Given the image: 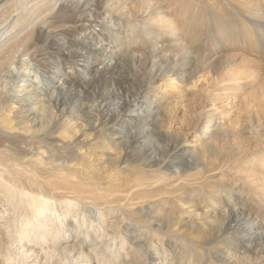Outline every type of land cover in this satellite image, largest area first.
Masks as SVG:
<instances>
[{
	"label": "rangeland",
	"instance_id": "obj_1",
	"mask_svg": "<svg viewBox=\"0 0 264 264\" xmlns=\"http://www.w3.org/2000/svg\"><path fill=\"white\" fill-rule=\"evenodd\" d=\"M6 2L0 0V8ZM116 4L118 6H114L112 15L103 14L99 19L91 17V21L72 26L59 24L54 32L49 24L59 16L61 6L54 5V0H32L28 4L33 12L42 5L44 8L35 13L36 18L30 21L31 24L23 22L18 31L25 34L44 17L42 24H36L30 30L34 34L36 28L44 27L46 38L38 48L41 53L35 57L33 68L50 88H62L60 108L52 110L57 121L51 124L53 128L49 125L51 128L48 126L44 131L46 134L49 132L47 135L55 143L45 138L48 136L43 132V138L40 136L43 140L37 141L40 145L35 143L34 149L37 155H45L47 151L57 154L58 160L62 157L59 161L64 162V166L58 168L62 170H44L34 163L35 158L32 157L26 161L20 157L18 160L11 158L15 161L12 160L11 164L23 162L21 165L25 167L24 163H27L29 168L26 171L36 173L38 178L64 184L61 185L63 191L68 189L65 179L69 177L74 183L82 184L81 191L85 186V192H82L85 199L81 200L87 206L82 220L92 232L93 223L100 225V232L96 235L98 240L104 236L103 229L107 230L105 224L113 220V214L109 213L111 205L105 210L99 206L106 201L108 205L116 202L111 206L113 210L138 208L135 210L144 212L148 208L151 214L158 213L162 220L156 222L161 227L157 229L154 223L148 224V229L149 237L156 229L161 239L157 235L151 237L155 241L150 242L145 237L148 240L145 242L141 237L146 236L143 231L129 224L128 217L125 219L121 212L119 215H124L128 223L121 226L127 245H123L119 237L115 238L116 243L109 238L107 246L93 254L90 240L72 236L57 248L70 245L80 250V242L84 243L82 249L92 256L84 264H99L100 260H104L103 264H177L175 261L190 264L185 256L190 257L192 264H220L218 259L228 244L229 247H238L246 260L264 264V0H130L125 3L119 0ZM17 6L10 9L11 14L21 12L23 5ZM87 15L92 16V10ZM53 41L56 46H53ZM164 41L179 46L154 57L158 68L167 63L168 70L152 79L154 71L149 67L151 62L146 54H149L151 45L156 43L161 47ZM60 47L65 48L64 54L70 56L75 53L76 57L63 61L55 50ZM118 65L119 69L122 67L123 75L129 77L126 83H119L117 74L116 78L101 81L106 66ZM126 104H130L131 109L123 110ZM72 117L79 119L73 121L76 122V130L62 129L64 135L61 133V136L65 138L62 140L57 136L60 130L56 126L66 125ZM90 123L100 127V131L89 129ZM77 130L81 131L79 135ZM83 134L88 137V142L75 145ZM207 138H213L210 150L205 147ZM46 139L49 143H44ZM135 139H139L138 143L131 147V156L126 157L125 152H120V145ZM66 145L68 148L61 147ZM176 145L182 147L178 156L171 153ZM37 147L39 151L41 149L40 153ZM182 154L185 155L181 157ZM184 165H187L185 169ZM38 168L44 172L39 173ZM25 170L22 173L26 174ZM139 181L144 188L137 190ZM119 184L122 187H118ZM87 191L90 193L88 196ZM132 191H136V195L131 197ZM99 194L105 198L97 197ZM137 201L140 205L135 204ZM99 212L104 213L107 222L99 218ZM236 214L242 217L237 219ZM230 215L231 220L228 218ZM11 217L7 202L0 200V253L7 246L11 247L6 235L7 222ZM236 224L239 231L232 230L228 235L220 233ZM179 242L185 246H190V242L198 245L194 247L192 257L184 253L186 250ZM152 243L156 244L155 247ZM256 244L258 251L253 253ZM132 245L141 247L138 254H130ZM41 251L35 250L39 254ZM14 253L16 257L13 256L14 259L8 263L1 253L0 263L35 264L34 258ZM124 257L131 259L125 261ZM43 260L41 257L38 264H43Z\"/></svg>",
	"mask_w": 264,
	"mask_h": 264
},
{
	"label": "bare ground",
	"instance_id": "obj_2",
	"mask_svg": "<svg viewBox=\"0 0 264 264\" xmlns=\"http://www.w3.org/2000/svg\"><path fill=\"white\" fill-rule=\"evenodd\" d=\"M30 1H32V0H19V1L7 0V2L4 5H2L0 8V28H1V30H0V200H2L3 202H7V205L10 207V211L12 214V217L10 218L9 222H7L8 226H7V230H6V231H8V233L6 235L8 236V239H10L11 247L7 246L5 248V250L2 249V251H1L2 256L5 259L4 261H6L7 263L11 262L14 259V257H16V256H14V254H15L14 252L16 251V253H18V255H19V253L20 254L22 253V255L25 256V258H31V259L34 258L35 260H33V261L35 262V264L39 263V260L41 257L44 258L43 264H84L85 262H87L89 259L92 258L90 253L85 252L84 248L82 249V246L84 245V243L80 242V247H81L80 250L73 248V247H70V245L65 246V247L63 246L62 249H58L57 246H59L60 243L66 241V240H69L72 236H75L76 238L83 236L84 238L90 240L92 242V246H91L90 251L92 250L93 254L95 253L96 250H98V251L102 250V248L105 245L107 246V241L109 238H113L114 242L116 243L115 238L119 237L118 239H120L122 243L124 242L123 245H125L127 240H125V239L123 240L122 234L124 235V232H123L124 229H122L121 226L124 223L126 224L127 221H129L128 222L129 224L136 225L139 230L143 231V234H145L146 236H141V237H143L142 239H144L145 242L146 241L148 242V240L145 239V237L149 238L150 242L155 241V239L151 240L150 238L156 237L158 235V231L156 233V229L153 230L152 236L150 233L151 237H149V231L150 230L148 229L149 228L148 224H154L155 223L156 228L159 229L161 227V225L156 221L160 220L161 216L158 213H157L158 215L157 214H151L152 213L151 210L149 211V209L147 207H146L147 210L144 212H140L138 210H135L138 208H135V209L131 208L128 210L124 209V208H123V210L122 209L120 210L119 208H118V210H116L114 208L115 210H113L111 208V206H112V204H114L116 202H109L111 204L108 205V201L103 202V200L101 199L103 197L102 196L103 194L102 195L99 194V196H97V197L101 196L100 200L103 202V203H99V206L101 205V207H103L102 209L105 210V208H107L108 206L111 205L110 206L111 211L109 210L110 212L109 211H107V212L113 214V216H112L113 220L110 222L108 221V223L105 224V225H107V230H106V228L103 229V231H104L103 235L104 236H102V237L99 236L101 238L98 240L96 235H97V233L100 232V230H99L100 225L96 226V223H93V225L91 226V229H93V232H92V230L89 231L90 228L88 229L89 225H87V223H85L82 220V217L84 215H86L85 209L87 206L85 204V202L83 200H81L83 198L85 199V196L83 195L84 193H82V192H85L84 191L86 189V188H84L85 186H83L84 190L81 191L80 187H82V184L80 185L78 183L79 184V187H78V184H76V183H74V181H72L73 178L71 179L69 177L70 179L69 178L65 179V182L67 181L66 185H67L68 189L67 190L65 189L64 191H67V192H64L62 190V188H63L62 186L64 184L56 183L53 180L51 181L48 179H42L40 176L38 178V176H36V173L30 174L28 171H26V170H28L26 168H29L28 165H26L27 163H24L25 167H22V165H21V164H23V162L20 165L11 164V162H13L14 159L16 160L18 157L23 158V161L24 160L26 161L27 159L29 160L32 157V158H35L34 163H36V165L38 167L41 166L40 168L41 169L43 168L44 170L48 169V168L51 170H52V168H54V169L57 168V170H62V169H58V168L64 166V162L59 161V160H62V157H61V159L59 158V160H58V157L56 156L57 154H52V152L47 151L46 152L47 154H45V155H42V153H41V155L40 154L37 155L36 149H34V144L37 143V141L39 142L43 138L41 136L42 133L44 131H46V129L48 130V126L51 125L53 122L55 124L56 119H55V117H53L54 113L52 110L55 108L57 109L58 107L60 108L59 105H60L61 101L59 99V96H60L62 88L58 87V86L50 88L46 83H44L43 80H41L42 78L39 77V74H38L39 72L35 71V68H33V66L35 65L33 63V61H35L37 59L35 57L41 53V50H39L40 53L38 52V48L40 47L41 44H44V41H46V38L44 36L43 30L45 28L43 26L42 27L44 29L43 28H40V29L36 28V31L35 32L33 31L34 34L32 32H30V30L32 31L33 27H35L36 24L37 25L40 23L42 24L44 17L39 19L40 22L37 21V23L34 24L29 31L26 30L27 32L25 34H20L18 31V28L23 25V22H25V24H26V23H29L32 19H33L32 20V22H33L36 18L35 13L40 11V10H43V8H44L42 5L40 9L35 10V12H33L32 9L28 8V4L30 3ZM33 1L40 2L41 0H33ZM43 1H45V0H43ZM117 1L119 2V0H89V1H86V0H84V1H82V0H54V5L57 6L59 4L61 7L59 10V16L58 17L56 16L54 18L55 19L53 21L54 23L49 24V27L54 32V31L58 30L59 24H61L63 26L64 25H71L72 26V25H76L77 23L91 21V19H89L91 17L95 18V19H99V18H101V16L103 14L104 15H109V14L112 15L111 12H113L115 10L114 6H118V4H116ZM126 1L130 2V0H124V3ZM18 4L23 5V6L20 8V9H22V10H20L21 12H19V10L16 11L19 13L17 15L15 14L16 15L15 16L14 13L11 14L12 12L10 11V9L15 8ZM18 7L19 6H17L16 8H18ZM91 10H92L93 15L88 17L89 15H87V14ZM248 10L249 9H247V11ZM32 22H30L29 24H31ZM45 26H48V23H46ZM68 28H70V27H68ZM174 34H175V31H174ZM173 36L174 35H172V37ZM178 38H180V37H178ZM179 41L182 42L180 39H179ZM174 42L175 41H173V43ZM71 44H73V42H71ZM158 45L159 44H156V43L154 45H151V49L149 50V54H146L147 59L151 62V65H149V67L152 70V72L154 71L153 73H151L152 79L155 77H159L167 69V65H166L167 63H165L164 66H160L158 68V66L155 65L156 60H154V57L165 53V51L173 48L174 46H179V44L174 45L171 43L168 44L166 42L164 44H162L161 47ZM53 46H56L54 41H53ZM64 49H65L64 47L55 48V50H57V52H58L57 54L60 55V57L63 59V61H64V59H70V58L76 57V54L72 53V52H71L72 55H70V56L68 53H67V55L64 54L63 53V51H65ZM176 49L177 48H175V50ZM179 53H181V52H179ZM182 54H180V55H182ZM166 55H167V53H166ZM64 56H65V58H64ZM127 56L129 57L130 55L127 54ZM169 56L170 55L168 54V57ZM40 57H42V56H40ZM132 58L133 57L131 56L130 60ZM242 58H244V57L242 56ZM159 59H160V57H159ZM165 60L167 62L166 58H165ZM246 62H248V61H246ZM128 63L123 64V68H124V66L127 67ZM168 63H169V61H168ZM118 67H119V65L114 66V67L106 66L105 71L101 74V81H106L107 78H109V79L116 78L117 77L116 74H117V75H119V80H120L119 83H122V82L126 83V81L129 80V77L127 75L126 76L123 75V73H122L123 69H121L122 67L120 69ZM172 72H173V70H172ZM32 73H35V74L32 76V78H30L29 76H31L30 74H32ZM92 86H90V87H92ZM104 86H106V85H104ZM145 86H147V85H145ZM141 87H140L139 91L142 90ZM74 94L76 95V93H74ZM139 95H141V94H139ZM101 96L103 97L102 94H101ZM65 98H67V97L65 96ZM135 99L133 101H135ZM65 102H67V101H65ZM100 102H102V101H100ZM127 103H129V102H127ZM106 104L108 105L107 102H106ZM63 105H66V104L63 103ZM103 105H104V103H102L101 107H103ZM130 107H131L130 104H126L123 106V110H127ZM72 118H70L71 121L69 120L70 122H68L66 125H64V124L62 125V123H61L59 126H56V128L58 130H60V135H57V136H61L64 133L63 132L64 129L67 130V129L74 128V130H76L75 129L76 128V122H73V121H77L79 119L76 120V118H74V117H72ZM87 119H89V118H87ZM118 119L120 121V119H121L120 116L118 117ZM113 121H114V119H113ZM91 123L88 125L89 129L91 128V129H93V130L95 129L97 131L100 128L99 126H98L99 128H97V126H94ZM115 123H116V121H115ZM56 124H58V123H56ZM105 124H107V120H106ZM51 126H49V128H51ZM53 126H52V128H53ZM102 126H104V125L102 124ZM104 129H106V131H107V128H104ZM61 130H62V132H61ZM86 130H87V128H86ZM99 131H100V129H99ZM78 132H81V131L77 130L76 134H78ZM51 133H52V131H51ZM105 133H104V136H105ZM44 134H46V133L44 132ZM55 135H56V133H55ZM83 135L80 136L81 138L79 137V140L77 142H75V145H79V143L82 144V143L88 142V140H87L88 137H86L85 134H83ZM57 136H56V138H60ZM50 137L51 136L49 135L48 137H45V138H50ZM54 138H55V136H54ZM61 139H62V136H61ZM64 139H62V140H64ZM212 139L213 138H209V139L207 138L206 139L205 147L208 150L211 149V146L213 143ZM48 140L47 139H46V141L44 140V143L47 142ZM90 140H93V139L90 138ZM95 140H97V139H95ZM98 140H100V139L98 138ZM137 140H139V139H135V140H131V141L127 140V141L123 142V144H121V145L119 144L121 147V148L119 147L120 152L121 153L125 152L126 157L131 156V154H129V153H133L131 147L136 142L138 143ZM50 141H51V138H50ZM52 141H54V139ZM121 141H123V140L120 139V142ZM59 142H61V140ZM141 142H142V140H141ZM47 143H49V142H47ZM54 143H55V141H54ZM62 143H63V141H62ZM94 143H96V142H94ZM37 144H39V143H37ZM50 144H52V143H50ZM56 144L60 145L58 143H56ZM41 146H39V147H41ZM79 146H81V145H79ZM61 147L64 149L67 147V145L64 147L63 146H61ZM69 147H70V145H69ZM114 148H116V146ZM181 148L182 147L180 145H176L173 148V150H171V153L174 156H178L179 152L182 151ZM37 149H38V147H37ZM118 150L119 149H117V152H118ZM208 150H206V151L209 152ZM38 151H39V149H38ZM40 151H41V149H40ZM40 151H39V153H40ZM44 151H45V149H44ZM113 151H115V149ZM109 152H111V150ZM54 153H56V152H54ZM61 153L64 154L65 151L64 152L61 151ZM184 155L185 154H182L181 157H183ZM11 158H14V159H11ZM193 159H195V157ZM32 160H34V159H32ZM139 160H142V159H139ZM31 165H32V163H31ZM36 165H35V167H37ZM185 166H187V165H184V169H185ZM188 167H191V166L189 165ZM64 168H66V167H64ZM24 170H25L27 175L22 173ZM44 170H42V172H44ZM57 170L55 169L54 171H57ZM180 170H181V168H180ZM15 172H16V174H13ZM38 172L42 173L41 171H39V168H38ZM63 172H64V169H63ZM47 173H48V171H47ZM45 174H46V171H45ZM62 174L64 175V173H62ZM79 175H81V173ZM46 176H44V178ZM57 176H58V174H57ZM76 178L74 176V179H76ZM140 181H139L140 184L138 183L139 188L138 189L135 188L137 190L144 188L143 184H141L142 181L141 182ZM58 182H60V181H58ZM118 187H122V184L121 185L119 184ZM134 192H136V191H134ZM134 192L131 194V197L136 195V193H134ZM86 194L88 196V194H90V193L88 192ZM128 195L129 194H127V196ZM81 196H83V197L81 198ZM104 198L105 197H103V199ZM97 200H98V198H97ZM137 202L138 203H135V202L134 203L136 205H138V204L140 205V202L139 201H137ZM140 209H142V206ZM102 212L98 213L99 218H101V220H103L104 222H107L105 220L104 215H103L104 213H102ZM121 212H123V214L126 216L125 217L123 215L124 218L127 219V217H128L129 220L127 219V221H125L122 214H121V216L119 215V213H121ZM235 216H236V218L242 217V216H239L237 214ZM228 218L231 220L232 216L230 215ZM237 219H239V218H237ZM103 221H102V223H104ZM238 223H239V221H238ZM151 228H152V226H151ZM238 228H239L238 224H236L235 226L231 225V227H228L227 229L225 228L224 230H221L220 233L228 235L230 232H232V230L239 231ZM163 234L165 235V233H163ZM168 236H169V234H168ZM159 237L161 239V236H159ZM157 241H159V239ZM129 242H131V241L129 240ZM194 242L192 241V243H194ZM192 243L190 242V244H189L190 246H185V243H183V242H179L178 244H181L182 249L184 248L186 250V251H184V253L186 255L191 256V253L194 252L193 251L194 247L195 248L198 247L197 244H196L197 246H195ZM172 244H173V242H172ZM149 245H150V243H149ZM155 245L153 247H155ZM162 245H164V244H162ZM186 245H187V243H186ZM0 246H1V244H0ZM12 246H14V247L12 248ZM173 246H174V244H173ZM176 247H177V245H176ZM255 247H256V248H254L255 251H252L253 253H257V251H258L257 244ZM139 248H141V247H139ZM139 248L133 246L130 250V254H133V255H135L136 253L138 254ZM150 248H152V247H150ZM178 248H180V247H178ZM36 249L37 250L41 249L44 252L41 253L42 252L41 251L40 254H42V255H40L39 253L35 252ZM118 249L120 250V248H118ZM154 249L156 250V248H154ZM157 249H159V248H157ZM182 249H179V250H182ZM150 250L153 251V248ZM144 251H146V250H144ZM195 251H197V250H195ZM108 252L109 251H106V253H108ZM223 253H224L223 256L220 257V259H218L220 264H255L256 263L252 260H246L244 254L239 252L238 247H229V245L227 244L226 246L223 247ZM156 255H158V254H156ZM131 256H125V257L129 258ZM182 256H185V255H182ZM125 257H124L125 261L126 260L129 261L131 259L130 258L128 260ZM196 257H197V255H196ZM99 259H100V257H99ZM182 259H183V257H182ZM184 259H187V262L190 264L193 263V261L190 259V257L188 258L185 256ZM199 260L200 259H198V262L200 263ZM103 261L104 260H102V261L100 260L98 263L103 264ZM175 262L178 264L177 261H175ZM180 263H182V262L180 261ZM128 264H130V263H128Z\"/></svg>",
	"mask_w": 264,
	"mask_h": 264
}]
</instances>
